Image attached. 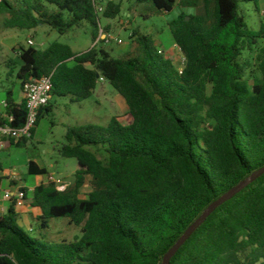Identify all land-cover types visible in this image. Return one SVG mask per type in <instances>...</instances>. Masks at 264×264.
<instances>
[{"label":"trees","instance_id":"obj_1","mask_svg":"<svg viewBox=\"0 0 264 264\" xmlns=\"http://www.w3.org/2000/svg\"><path fill=\"white\" fill-rule=\"evenodd\" d=\"M137 2L147 4L144 19L181 9L168 23L184 57L181 73L138 29L130 36L135 54L120 58L101 47L74 53L52 42L43 50L20 47L19 63L8 62L21 91L26 82L51 76V98L71 103L90 98L101 77L124 99L132 121L112 117L106 126L67 129L59 154L76 161L74 181L63 191L54 182L34 187L29 206L38 211L33 221L41 231L63 218L81 236L56 243L32 237L10 204L0 216V264H161L211 203L264 167V18L254 29L242 10L253 4L259 13V0ZM120 13L121 1H110L102 18ZM0 18L7 28L45 25L60 36L86 23L92 43L99 34L92 0H0ZM250 52L255 64L244 56ZM253 67L259 77L250 84ZM5 100L10 126L21 128L24 101L16 103L10 90ZM51 111L48 103L30 138L9 145L25 147ZM27 166L31 176L47 175L33 161ZM258 262L264 264V173L215 209L169 264Z\"/></svg>","mask_w":264,"mask_h":264},{"label":"rangeland","instance_id":"obj_2","mask_svg":"<svg viewBox=\"0 0 264 264\" xmlns=\"http://www.w3.org/2000/svg\"><path fill=\"white\" fill-rule=\"evenodd\" d=\"M113 1H121L120 15L110 21L100 18V23L103 28L108 26L106 31L120 39L122 43L116 44L111 41L99 47L109 52L113 58L123 57L126 53L135 54L130 36L133 30L138 29L141 34L152 38L155 48L162 52V56L169 58L176 69L183 67L184 57L174 44L168 29V23L180 13L179 7L175 6L170 13L150 15L144 19L142 10L147 4H140L137 0ZM242 10L245 12L247 23L257 29L258 21L264 18V0H259V13L255 12L253 4L243 5ZM185 13L191 14L195 11L187 10ZM107 22L109 24L105 25ZM28 40L33 41V47L41 50L52 42H59L68 45L74 53H84L92 46L91 27L83 23L60 36L45 25L39 26L36 30L7 28L0 18V101L6 99L8 90L13 92L14 99L20 101L21 90L16 79V71L10 72L8 62L19 63V48L28 47ZM244 56L252 64L256 63V53H245ZM248 77L250 84L253 78L259 77L255 67ZM49 103L52 111L40 119L34 137L28 140L26 146L7 148V151L0 154V163L8 171L9 177L17 180L19 186L25 185L29 188L35 184V176L28 174L29 161L47 170V175L38 179L39 185L54 182L58 187L62 185L66 188L73 183L77 163L74 159H65L59 154L60 147L66 143L65 134L69 127L85 124L106 126L112 117H116L123 125H129L132 121L124 99L107 82L98 81L91 97L81 103H71L68 97H52ZM4 149L6 148L2 150ZM89 179L86 178V186L81 188V198L89 192ZM9 189L10 185L5 179L0 186V199ZM18 225L32 237L39 238L42 235L43 240L48 243L73 241L81 236L80 227L68 225L67 220L63 218L50 219L48 229L45 231H41L32 219L28 226L22 223Z\"/></svg>","mask_w":264,"mask_h":264},{"label":"built area","instance_id":"obj_3","mask_svg":"<svg viewBox=\"0 0 264 264\" xmlns=\"http://www.w3.org/2000/svg\"><path fill=\"white\" fill-rule=\"evenodd\" d=\"M113 0H92L95 15L98 18H102L107 2ZM99 34L91 47H99L100 45H107L111 41L116 44H121L120 39H116L111 33L104 30L100 21L98 23ZM28 45L33 46V41L28 40ZM159 53L162 52L159 50ZM184 65V61H183ZM179 73L182 72V68L178 69ZM100 82H106L103 78H99ZM51 76L42 77L39 80H30L26 82L22 87V98L25 104L27 118L24 126L21 128H13L10 123L13 122V116L7 112L8 104L6 100L0 101V150H2L10 141H18L22 138L29 139L31 136V130L35 127L36 118L39 110L47 106L51 99ZM49 179L52 180V177ZM58 190H65L64 186H59ZM26 194L22 189H17L14 193H5L4 199L13 204L16 209H20L24 204V198Z\"/></svg>","mask_w":264,"mask_h":264},{"label":"water","instance_id":"obj_4","mask_svg":"<svg viewBox=\"0 0 264 264\" xmlns=\"http://www.w3.org/2000/svg\"><path fill=\"white\" fill-rule=\"evenodd\" d=\"M264 173V167L252 173L248 178L238 183L236 186L229 189L220 198L211 203L206 210L195 220L175 242V244L163 255L161 264H169L171 258L176 254L179 248L189 239V237L195 232V230L207 219L212 212L217 209L224 202L230 200L237 193L246 188L250 183L255 181L259 176Z\"/></svg>","mask_w":264,"mask_h":264},{"label":"crops","instance_id":"obj_5","mask_svg":"<svg viewBox=\"0 0 264 264\" xmlns=\"http://www.w3.org/2000/svg\"><path fill=\"white\" fill-rule=\"evenodd\" d=\"M187 10H184V12ZM110 21V20H109ZM109 22H107L105 25H108ZM108 29V26L106 28V30ZM36 30V29H35ZM22 92L20 95V101H22ZM20 101H17L15 99L16 103H20ZM37 128V127H36ZM36 128H35V132L34 135L36 133ZM33 135V137H34ZM32 137V138H33ZM11 147H14L12 145H6L4 150H0V154L2 152L7 151L8 149H10ZM8 148V149H7ZM78 166L76 167L77 170ZM75 170V171H76ZM42 176H35V184L29 188H27L25 185L19 186V184L17 183V180H15L14 178H10L8 175V171L2 166V164L0 163V186L2 184V182L6 179V181H8L9 185H10V189L7 191V193H14L17 189H22L25 191L26 194V200H24V204L20 209H17L18 213H19V218H18V224H24L26 226L29 225V221L30 219L33 220V217L36 216L38 214V211L36 209H33L29 206V202L31 201V193L34 189V187L38 186L39 184V180L41 179ZM11 202H9L8 200L4 199V196L2 199H0V216L5 214L10 206Z\"/></svg>","mask_w":264,"mask_h":264}]
</instances>
